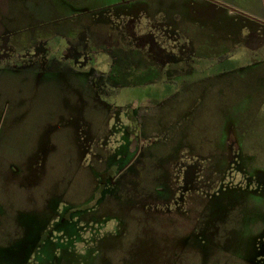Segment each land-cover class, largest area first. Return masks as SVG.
<instances>
[{"label": "rangeland", "instance_id": "1", "mask_svg": "<svg viewBox=\"0 0 264 264\" xmlns=\"http://www.w3.org/2000/svg\"><path fill=\"white\" fill-rule=\"evenodd\" d=\"M254 1L0 0V264H264Z\"/></svg>", "mask_w": 264, "mask_h": 264}, {"label": "crops", "instance_id": "2", "mask_svg": "<svg viewBox=\"0 0 264 264\" xmlns=\"http://www.w3.org/2000/svg\"><path fill=\"white\" fill-rule=\"evenodd\" d=\"M206 1H208V2H210V3H214V4H216V5H218L217 7L218 8H220V7H224V8H227V9H229V11H234V10H232L234 7H232V6H235L234 4H236V5H245V6H247V3H245V0H222V1H220V2H222V3H218L216 0H206ZM234 2H236V3H234ZM226 4H229V6H227ZM254 7L256 8L257 7V10H258V12H259V15H260V17H259V20L258 21H263L264 22V0H255L254 1ZM248 7V6H247ZM251 8H252V6H251ZM238 11V10H237ZM250 13V11L248 12V14ZM251 14V13H250ZM251 16H253V15H251ZM248 17V16H247ZM255 21V20H254ZM258 21H256V22H258ZM259 24H261L260 22H258ZM263 25V24H262ZM58 57L59 56H53V58H52V60H49V61H46V60H42V59H40V62L41 63H43L44 62V64H43V68L45 69V71L46 70H58L59 72L60 71H62L63 69H66V68H68V67H66V68H64V66L62 65L61 67H59V68H54V67H56L59 63H62V61L60 60V59H58ZM60 58H63V57H60ZM50 64H53V65H50ZM50 67V69H48ZM54 68V69H53ZM87 75V73H82V72H79V74H76V76L75 77H69L68 79H69V81H73V88L78 92V90H80V89H84L85 87H87V86H89L90 88L92 87V84H91V80H89V85L88 84H85L86 82H84L83 84H82V82H81V79L82 78H84V79H87V77H89L88 75ZM124 87H126V86H124ZM124 87H123V89H124ZM75 90H74V92H75Z\"/></svg>", "mask_w": 264, "mask_h": 264}, {"label": "flooded vegetation", "instance_id": "3", "mask_svg": "<svg viewBox=\"0 0 264 264\" xmlns=\"http://www.w3.org/2000/svg\"><path fill=\"white\" fill-rule=\"evenodd\" d=\"M261 24H262V23H261ZM263 25H264V24H263ZM25 28H26V27H24V29H25ZM22 29H23V28H22ZM15 31H16V30H15ZM64 53H65V54H64ZM63 54L66 55V52L64 51ZM41 59L43 60V58H41ZM80 60L82 61V59H80ZM42 66H43V64H42ZM67 67H69V66H67ZM64 68H66V67H64ZM79 72L86 73V72H83V70H82L81 68L79 69ZM111 79H112V77H111L110 75H108V77H107V84H108V83H111ZM90 82H91V81H90ZM91 84H92V82H91ZM92 85H93V84H92ZM122 85H123V87L126 86L125 83H123ZM108 86H110V85H108ZM123 87H122V88H123ZM122 88H121L120 90H122ZM120 90H119V92H120ZM119 92L117 93V95H119V94H120L121 92H123V91H121L120 93H119Z\"/></svg>", "mask_w": 264, "mask_h": 264}, {"label": "water", "instance_id": "4", "mask_svg": "<svg viewBox=\"0 0 264 264\" xmlns=\"http://www.w3.org/2000/svg\"><path fill=\"white\" fill-rule=\"evenodd\" d=\"M232 10H234V9H232ZM258 22H260V23L264 24V22H263V21H258Z\"/></svg>", "mask_w": 264, "mask_h": 264}]
</instances>
